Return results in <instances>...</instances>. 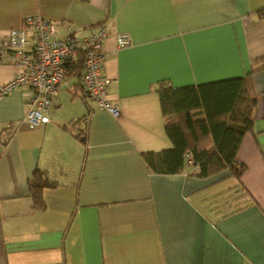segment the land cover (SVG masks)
<instances>
[{"label": "crops", "instance_id": "crops-1", "mask_svg": "<svg viewBox=\"0 0 264 264\" xmlns=\"http://www.w3.org/2000/svg\"><path fill=\"white\" fill-rule=\"evenodd\" d=\"M264 0H0V36L37 13L75 36L104 26L101 73L111 115L76 76L58 87L49 120L31 125L26 91L0 97V264H264V67L250 75L251 130L234 178L151 171L142 156L171 146L156 87L244 76L264 61ZM66 29H61L64 35ZM130 36L117 47L115 33ZM16 66L0 61V83ZM81 119V122L70 124ZM54 185L33 205L29 179ZM240 188L246 201L236 211Z\"/></svg>", "mask_w": 264, "mask_h": 264}, {"label": "trees", "instance_id": "trees-1", "mask_svg": "<svg viewBox=\"0 0 264 264\" xmlns=\"http://www.w3.org/2000/svg\"><path fill=\"white\" fill-rule=\"evenodd\" d=\"M87 1V0H82ZM264 15V7L258 9ZM83 53L66 63V76H76L81 85ZM264 61V56L260 58ZM264 67L251 68L244 76L220 81L176 87L169 81H159L156 87L164 129L171 146L158 151L142 153L147 167L157 173H177L185 165H192L193 175L207 178L217 175L241 183L246 170L237 158L239 145L245 133L252 128L256 96L251 89L250 75ZM82 87V85H81ZM81 122V119L70 124ZM191 159H188V155ZM54 185L46 171L36 168L29 179L33 205L43 207L42 189ZM240 197L233 206L236 211L245 203L247 190L240 188Z\"/></svg>", "mask_w": 264, "mask_h": 264}, {"label": "built area", "instance_id": "built-area-1", "mask_svg": "<svg viewBox=\"0 0 264 264\" xmlns=\"http://www.w3.org/2000/svg\"><path fill=\"white\" fill-rule=\"evenodd\" d=\"M62 28L67 30L64 35ZM107 35V29L97 25L84 36H75L65 22H55L37 13L25 15L21 26L12 27L0 36V61H10L17 68L11 79L0 83V97L14 88H23L29 104L24 120L31 125L48 121L47 112L57 102L59 84L66 78V63L80 51L83 94L99 109L116 115L118 108L107 97L109 80L101 73ZM114 39L117 47L130 42L125 32L115 33Z\"/></svg>", "mask_w": 264, "mask_h": 264}]
</instances>
